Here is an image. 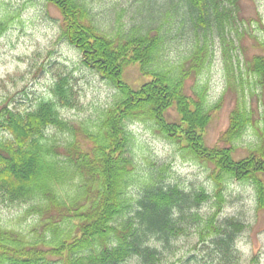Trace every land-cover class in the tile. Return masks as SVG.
Here are the masks:
<instances>
[{"label": "trees", "instance_id": "trees-1", "mask_svg": "<svg viewBox=\"0 0 264 264\" xmlns=\"http://www.w3.org/2000/svg\"><path fill=\"white\" fill-rule=\"evenodd\" d=\"M47 1L62 13L60 39L75 46L83 63L108 80L117 95L97 122L75 123L63 111L78 106L77 89L68 76L58 74L52 97L35 108L0 104V200L28 205L22 217L34 218L27 229L0 225V264H165L175 254L173 241L189 234L192 224L200 225L203 241L215 236L212 253L223 264H240L236 237L245 224L220 220L226 182H251L258 208L264 210V128L255 118L248 96L254 92L245 79L252 76L264 90V40L250 33L260 52L242 61L236 37L242 42L249 33V18L242 14L240 0H146L142 7L153 21L149 19L148 31L134 27L115 38L98 27L86 0ZM173 6L180 28L196 30V43L189 56L169 67L161 60L167 32L157 19ZM250 19L264 28L262 17ZM6 25L1 21L0 33ZM214 34L221 40L227 87L210 103L208 84L198 82L189 95L186 83L212 62ZM135 64L148 78L138 89L124 77L126 68ZM228 92L235 93L230 124L217 144L207 146L213 112ZM171 108L179 113V122L166 117ZM141 121L153 122L184 157L211 166L212 194L164 184V167L140 181L130 126ZM251 127L260 142L237 160L236 142ZM56 131L68 137L60 138ZM137 184L138 193L133 192ZM209 201L215 211L203 218L199 209Z\"/></svg>", "mask_w": 264, "mask_h": 264}, {"label": "rangeland", "instance_id": "rangeland-1", "mask_svg": "<svg viewBox=\"0 0 264 264\" xmlns=\"http://www.w3.org/2000/svg\"><path fill=\"white\" fill-rule=\"evenodd\" d=\"M145 1L86 0L95 23L114 38L130 32L134 27H140L144 33L148 31L152 20L142 7ZM240 3L242 14L249 18L246 22L249 33L242 42L236 37L243 61L260 52L257 41L250 37V33L264 40V28L250 18L260 16L264 22V0H240ZM166 15L157 19L161 31L167 32L161 60L165 65L173 67L194 49L196 30L188 25L184 29L180 28V16L176 15L174 6ZM5 20L6 29L0 33V104L8 102L10 106L22 110L35 108L40 100L52 97L53 84L57 75L62 74L70 78L79 96L78 106L64 110V116L75 123L86 120L97 122L102 112L114 103L117 90L97 70L83 63L82 54L75 46L60 39L63 22L61 11L47 0H0V23ZM239 28L241 31L245 29L242 24H239ZM211 43L212 62L201 75L187 80L186 92L193 95V87L198 82L206 83L209 86V102L216 103L226 90L227 78L221 40L217 34H214ZM124 77L135 89L148 80L140 65L136 64L126 68ZM245 79L247 89L250 91V83L254 92L253 96H248L256 110L255 118L259 120V127L264 128V90L256 85L252 76L246 74ZM234 100V92L226 93L222 107L213 112L205 134L207 146L217 144L222 132L228 128ZM166 117L172 122L181 119L175 108L169 109ZM130 130L133 133L130 149L137 161L136 171L140 181L148 172L164 167V184H178L187 190L203 189L213 193L211 166L184 157L178 144L162 136L151 121L136 122L130 126ZM56 133L58 137H68L66 133ZM259 142L256 129L251 127L236 142L234 157L237 160L247 157ZM139 187L137 184L133 192L138 193ZM226 196L220 220L234 218L245 224L236 237L238 261L240 264H264V210L258 208L256 189L251 182L231 178L226 182ZM27 206L0 200V225L27 229L34 223L33 217H22ZM214 211L212 201L199 209L203 218ZM200 230L199 224H192L189 234L175 239V254L170 255L165 264H223L217 254L212 253L215 236H207L203 241L199 235ZM127 264H134V261Z\"/></svg>", "mask_w": 264, "mask_h": 264}]
</instances>
